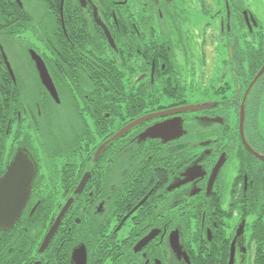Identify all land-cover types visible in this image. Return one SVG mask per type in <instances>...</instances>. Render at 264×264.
I'll list each match as a JSON object with an SVG mask.
<instances>
[{"label": "flooded vegetation", "instance_id": "af4514ba", "mask_svg": "<svg viewBox=\"0 0 264 264\" xmlns=\"http://www.w3.org/2000/svg\"><path fill=\"white\" fill-rule=\"evenodd\" d=\"M14 1L24 6V0ZM71 1L78 9L68 5L64 10L63 5L51 15L56 48L50 67L37 45L41 42L29 33L37 43L28 54L37 83L45 88L40 86L41 91H47L45 101L40 89L39 101L29 98L5 51V41L28 33L8 38L9 28L0 27V93L6 101L18 97L16 121L8 116L6 102L0 122V181L8 178L3 191H21V173L10 170L20 150L29 153L36 169L21 215L11 228L0 230V264L56 263L54 239L67 216L69 232L76 226L79 237L103 228L95 243H67L70 264H77L73 252L81 245L86 264H264V158L258 155L264 156V73L253 82L264 66V19L247 0H112L109 11L101 9V0ZM65 16L76 19L67 26ZM36 28L41 32L43 27ZM31 50L44 60L59 101L42 83ZM107 58L118 65L116 82L105 73ZM65 63L79 67L74 79L84 83L83 89L71 82L59 92L54 77H60ZM97 66L102 81L98 85V77L93 78L91 86L90 67ZM107 80L115 82L113 89ZM43 107L50 122L42 121ZM175 109L183 111L162 115ZM138 119L143 120L112 139ZM168 121L181 122L185 132L143 136ZM50 123L53 136L69 138V169L58 170L59 155L50 153L48 176L43 177L40 127ZM56 192L65 196L44 230L43 221L25 214L37 210L43 193ZM70 198L61 225L41 250ZM172 236L180 252L172 248Z\"/></svg>", "mask_w": 264, "mask_h": 264}, {"label": "trees", "instance_id": "16d2710c", "mask_svg": "<svg viewBox=\"0 0 264 264\" xmlns=\"http://www.w3.org/2000/svg\"><path fill=\"white\" fill-rule=\"evenodd\" d=\"M38 1V3L43 4L44 8H45V12L47 14H44L43 16H36L32 13L31 9L29 8V0H24V6L21 7L19 4H17L14 0H1L0 1V27L2 28H9V32L6 33V37L8 36V38H13V37H17V36H21L23 33L27 32L29 33H33L32 36H35L37 38V40H39L41 42V44L43 45L44 48V53H42L44 59L46 60L47 64L50 67V63L52 61V57L53 54L55 53V48H56V44L53 42L54 39V33H53V26L55 25V21L52 20V16L51 15H55V13L60 9V0H36ZM66 1V0H65ZM100 3L102 4L101 9L105 10V11H109L111 10L114 6V2L112 0H101ZM69 5L70 9H74V3L69 0L64 2V10H67ZM129 7V6H128ZM78 9V8H75ZM38 15V14H37ZM108 16V15H107ZM105 17V16H104ZM55 18V17H54ZM78 18V17H77ZM76 19V16H72L71 20H69V18H67L65 16V20H66V25L68 26L71 22H73ZM106 19V17H105ZM109 20L111 19L110 17L108 18ZM112 20V19H111ZM114 26H116L115 24V19L112 20ZM83 22V21H82ZM79 26H84L80 23H76ZM87 25V24H86ZM43 27L41 32H39V30L36 27ZM20 34V35H19ZM59 35H62L59 34ZM61 50V53H66L65 51H67L66 45L64 43H61L60 46H58ZM63 49H62V48ZM65 50V51H64ZM62 59L65 58V55L61 56ZM66 59V58H65ZM0 60H1V56H0ZM1 64V63H0ZM62 66V65H61ZM65 69L63 68V66L61 67V70H63L60 74V77L58 79H56L54 77V81L58 86L59 92H61V94L63 93V91L68 87V85L73 82V84H78L79 87L78 89H83V82H78L77 79H74L75 74H77L78 68L77 65L75 66L73 63L72 64H64ZM104 67H105V73L107 75H111L112 77H114V79L116 78V76H120L119 75V68L118 65L116 63V61L112 58H107L106 62L104 63ZM98 66L96 68L90 67V85L93 86V78L98 77V80L95 79L96 84L98 83V85H100L101 83V79L100 76L103 75V72L98 71ZM93 70V71H92ZM105 74V75H106ZM100 82V83H99ZM116 82V79H115ZM114 82V83H115ZM2 83V81H1ZM86 83V82H85ZM111 80H107V86H110L112 84V89L114 88L113 84H114ZM9 85H10V90H13V84L11 81H9ZM40 86L43 88V90H45V88L42 86V84L40 83ZM0 92H2V89H0ZM47 92V91H46ZM45 91L42 92L40 89V95L43 98V101H45L44 97L48 96L47 93ZM3 94L0 93V122L3 124V120H4V115L7 114L6 112V107H7V103H10V107H9V113L8 116L10 118H12V120L17 119V106H18V97L17 96H13L11 98H9L8 101H6L5 97L2 96ZM7 102V103H6ZM6 122V121H5ZM42 134V133H41ZM41 140H43V135ZM44 145V144H43ZM67 147H65L63 149V151L61 152H57V149H51L50 151H48V148L44 147V153L45 154H49L50 153H58L59 154H64V155H59L60 157V163L58 165V170H62V171H68L69 166L68 163H66L67 159L69 158L68 156V152H67ZM58 161V160H56ZM70 162V161H69ZM67 178L64 177L63 181H65ZM65 195H63L60 192H56V193H43L41 195V199H42V203L39 205V207L37 208V210L32 214L29 215L28 213L25 214L26 218H31L32 220H36V219H40L41 221H43L41 223V225L43 226L44 230L47 227V221H50L58 212L57 208V204L60 203L62 201V198ZM61 199V201H60ZM58 201V202H57ZM78 214V208H76L74 210V216ZM68 216L67 219L65 221V226L61 227V229L59 230L56 238L54 239L56 242L55 248L53 249L55 252V256L57 257V262L54 264H70L69 261V256H70V245L67 243L70 241H73L75 239V241H78L79 239L85 240L86 242L93 240L92 242L95 243L96 239L99 237V235L103 232V228L100 227L97 230H94L92 232V239H90L91 237H79V235L76 234L75 228L76 226H74V228L72 229V233L69 232V228H70V224L72 223V221L70 222V220H68ZM62 245L59 248V245ZM64 242V244H63ZM53 258V255H52ZM52 261H54L52 259Z\"/></svg>", "mask_w": 264, "mask_h": 264}, {"label": "water", "instance_id": "95a60500", "mask_svg": "<svg viewBox=\"0 0 264 264\" xmlns=\"http://www.w3.org/2000/svg\"><path fill=\"white\" fill-rule=\"evenodd\" d=\"M18 1L21 4L20 0H18ZM81 3L83 5H85L86 0H81ZM95 19L104 28L110 45L115 48L116 44H115V41L113 39V36L110 33V30L108 29L106 24H104L102 22V20L98 16L97 12H95ZM30 54H31V57L33 58V60L35 61V64H36V67L39 71L42 83L47 88L49 93L57 101H59V95L57 93V89L55 87V84H54L49 72H48V69L46 67L44 60L34 50H31ZM5 59H6V63L8 65L9 71L11 72L12 77L15 79V74H14L7 58H5ZM263 73H264V66L261 68V70L259 71V73L255 77L253 82H256L257 79ZM185 110H188V108H186ZM182 111H183V109H175V110H170V111L164 112L162 115L174 114V113L182 112ZM141 120H143V119H138L137 121H135V122L127 125L126 127L122 128L112 137V139H115V138L121 136L125 131H127L129 128H131L136 122H140ZM174 131H176L177 135H181L185 132V130L182 127L181 122L176 123L174 121H168L165 123L157 124L156 126L147 129L143 136L144 137L163 136L164 133H167V132L169 133V132H174ZM104 146H105V144H102L99 147L97 155H99V153L101 152V150L103 149ZM254 153H256V152H254ZM256 154H258V153H256ZM258 155L261 156L262 158H264V156H262L260 154H258ZM10 170L11 171L18 170L21 173L20 174L21 183L18 184L21 191L20 192H11L10 191V192L5 193L3 190L5 189V187L8 184L7 175L1 179V181H0V230H6V229L11 228L13 226V224L15 223V221L21 215L22 210H23L24 206L26 205V203L30 197L31 182H32V179L34 178V174H35L36 169H35V167H33V164H32L30 157H29V153L20 150L17 153V156H16ZM85 182H86V177L83 178L80 186L76 190V193H79L82 191V188L85 185ZM72 203H73V198H70L66 202V204L63 206L62 210L59 212V214L55 220V223L53 224L51 229L48 231V233L46 234V236L43 240L41 250H44L48 246L49 242L53 238L57 229L61 225L62 220L65 217L66 213L68 212L69 208L71 207ZM152 237H153V234L148 235L144 240H142V243L147 242ZM171 245H172V248L174 250L180 252L181 247H180L178 238H175L174 236H172ZM86 260H87L86 248L84 245H81L74 250L73 261L76 262L77 264H86Z\"/></svg>", "mask_w": 264, "mask_h": 264}, {"label": "rangeland", "instance_id": "374dc122", "mask_svg": "<svg viewBox=\"0 0 264 264\" xmlns=\"http://www.w3.org/2000/svg\"><path fill=\"white\" fill-rule=\"evenodd\" d=\"M247 3L250 9L254 13H256V15H258V17L262 19L263 21L264 15L261 11H264V6H263L264 0H250V1L247 0ZM29 8L31 9L32 13L36 16H38L37 14H40L44 12L45 10L43 4L38 3V1H35V0H29ZM26 35H27L25 36L26 38H23V37L15 38L14 42L5 41L4 47L9 57V60L12 63V66L16 72V75L18 76L21 84L25 85V88L29 90L30 92L29 98H31V100L34 102L38 100V89H40V85L37 83V76L35 75L33 63L28 54V48L30 46L33 47L34 45L33 43H37V42L35 41V38H33L32 36L30 37L29 34H26ZM37 45H39L42 51H44L43 45L41 43L40 44L37 43ZM40 48L39 50H41ZM44 99L46 100L47 97H44ZM63 108H66V106H64ZM60 110H62V108ZM50 120H49V113H46V108L43 107L42 121L50 122ZM52 130H53V127L51 123L49 127H46V126L40 127V131L43 135V140H41V142L44 144L43 146H41L42 148L39 151L40 158H42V161L44 163V166L42 169L43 177L48 176L47 171L49 170V168L45 166V160L51 158L50 150L57 149L58 150L57 152H61L69 144L68 142L69 138L67 135L63 133L59 136L56 133V135L53 136ZM58 131L60 132L59 129ZM44 147L48 148V151H50L48 155L44 153ZM0 149H1V146H0ZM68 149L66 150L69 151ZM59 155L62 156L64 154H59ZM55 163L58 166L60 161H55Z\"/></svg>", "mask_w": 264, "mask_h": 264}, {"label": "bare ground", "instance_id": "6f19581e", "mask_svg": "<svg viewBox=\"0 0 264 264\" xmlns=\"http://www.w3.org/2000/svg\"><path fill=\"white\" fill-rule=\"evenodd\" d=\"M64 5V0H60V7Z\"/></svg>", "mask_w": 264, "mask_h": 264}]
</instances>
